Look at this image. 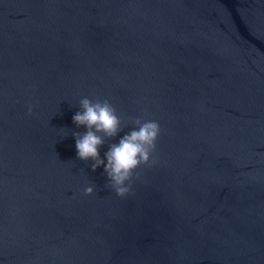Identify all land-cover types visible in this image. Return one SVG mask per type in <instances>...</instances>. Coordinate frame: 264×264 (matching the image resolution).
<instances>
[{"label": "water", "instance_id": "water-1", "mask_svg": "<svg viewBox=\"0 0 264 264\" xmlns=\"http://www.w3.org/2000/svg\"><path fill=\"white\" fill-rule=\"evenodd\" d=\"M83 97L128 124L102 159L160 125L126 197ZM0 264H264V0H0Z\"/></svg>", "mask_w": 264, "mask_h": 264}, {"label": "clouds", "instance_id": "clouds-1", "mask_svg": "<svg viewBox=\"0 0 264 264\" xmlns=\"http://www.w3.org/2000/svg\"><path fill=\"white\" fill-rule=\"evenodd\" d=\"M79 109L73 116V123L78 127L84 126L87 131L72 133L76 140L78 159L92 161L93 172L103 166L107 187L119 197L128 196L132 192L133 179L139 175L137 169L156 163L154 154L161 131L159 123L140 117L131 118V130L118 143H109L102 159L100 148L116 138L128 124L122 121L117 109L107 99L83 97L79 101ZM28 114H32L31 106ZM95 187V184L85 187L84 195H93Z\"/></svg>", "mask_w": 264, "mask_h": 264}]
</instances>
